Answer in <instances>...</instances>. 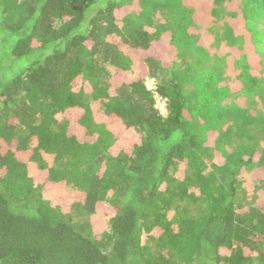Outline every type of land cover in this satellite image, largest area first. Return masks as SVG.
I'll return each instance as SVG.
<instances>
[{"label":"trees","instance_id":"1","mask_svg":"<svg viewBox=\"0 0 264 264\" xmlns=\"http://www.w3.org/2000/svg\"><path fill=\"white\" fill-rule=\"evenodd\" d=\"M238 114L264 125V0H0V264H264Z\"/></svg>","mask_w":264,"mask_h":264},{"label":"rangeland","instance_id":"2","mask_svg":"<svg viewBox=\"0 0 264 264\" xmlns=\"http://www.w3.org/2000/svg\"><path fill=\"white\" fill-rule=\"evenodd\" d=\"M13 0H9V4H11ZM165 19V15L164 14H160V15H150L147 23H146V29L150 30L154 35H155V38H158L161 36V34L163 33L162 32V21ZM215 32H216V35L215 37H219V35L221 34V28H220V25L215 22ZM100 65L105 67V64L100 60ZM108 70V69H107ZM147 86L148 88H153V81L152 80H148L147 81ZM242 112V111H241ZM251 115L249 114H246V117H249ZM238 117L240 119H242L239 114H238ZM225 118V122L227 123V126H233L235 125L236 127H239L240 130L238 131H235L233 133V135H231L233 137V144L232 146H235V147H241L243 149H248L250 147L249 145V141L253 138V137H259V140L260 138L262 140L260 141H263L261 143V147H264V134H262V129H264V125L261 127V126H258L256 129L253 128L252 126V121L251 120H246V119H242L244 120V124L242 126H238L236 124V122L234 123V118H228V117H224ZM261 129L260 133H258V131ZM252 146V145H251ZM264 159V158H263ZM262 164V163H261ZM262 166H264V162L262 164ZM101 213H103L104 211H100ZM104 221H105V226L106 224L108 223L109 221V218L107 217H104Z\"/></svg>","mask_w":264,"mask_h":264},{"label":"built area","instance_id":"3","mask_svg":"<svg viewBox=\"0 0 264 264\" xmlns=\"http://www.w3.org/2000/svg\"><path fill=\"white\" fill-rule=\"evenodd\" d=\"M153 81V88H150V90L154 94V99L156 101V109L160 112L161 115L165 116L167 115V100L163 99L159 96L156 89L155 80L151 79ZM150 81V80H149Z\"/></svg>","mask_w":264,"mask_h":264}]
</instances>
